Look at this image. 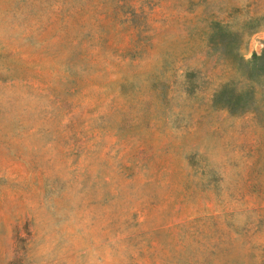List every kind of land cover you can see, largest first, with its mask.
I'll list each match as a JSON object with an SVG mask.
<instances>
[{
    "label": "rangeland",
    "instance_id": "obj_1",
    "mask_svg": "<svg viewBox=\"0 0 264 264\" xmlns=\"http://www.w3.org/2000/svg\"><path fill=\"white\" fill-rule=\"evenodd\" d=\"M0 264H264V0H0Z\"/></svg>",
    "mask_w": 264,
    "mask_h": 264
}]
</instances>
